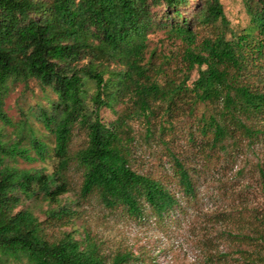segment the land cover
Wrapping results in <instances>:
<instances>
[{"label":"trees","instance_id":"1","mask_svg":"<svg viewBox=\"0 0 264 264\" xmlns=\"http://www.w3.org/2000/svg\"><path fill=\"white\" fill-rule=\"evenodd\" d=\"M195 1L192 15L184 17L180 9L188 0H0V105L9 81L33 79L49 87L54 98L37 109V117L53 135L56 157L50 172L19 168L3 159L16 154L30 157L27 148L19 145V136L9 142L0 139V264L10 258L20 264L126 262L127 252H115L106 262L87 231L79 238L64 230L49 236L45 227L76 214L68 205L48 207L42 219L28 207H17L21 199L39 194L57 201L67 189L64 170L71 158L81 167L78 199L95 193L105 207H120L132 218L151 214L161 219L178 207L177 196L161 178L130 167L126 117H143L149 133L150 117L157 111L169 121L180 103L189 104L190 111L196 101L218 103L196 120L200 142L189 131L187 138L200 153L220 148L236 133L251 137L261 131L264 90L243 75L250 58L263 53L264 0H241L249 25L240 33L231 30L230 37L214 27L216 21L226 23L221 2ZM160 5L163 19L158 22L185 43L181 54L185 71L197 67L189 88L184 84L186 73L180 81L170 77L159 83L150 67L140 62L153 22L152 8ZM193 23L211 27L212 33L196 43ZM104 72L110 75L103 77ZM185 90L191 92L190 98H176ZM117 102L125 103L127 110L117 116L119 127H111L97 110ZM0 116H4L1 107ZM73 124L84 127L86 142L70 156L67 144ZM165 125L158 123L160 132ZM31 147L43 157L46 145L35 136ZM171 159L175 183L184 197L192 195L194 179L188 167L172 153ZM257 235L263 243L264 223ZM232 237L250 236L237 231Z\"/></svg>","mask_w":264,"mask_h":264},{"label":"rangeland","instance_id":"2","mask_svg":"<svg viewBox=\"0 0 264 264\" xmlns=\"http://www.w3.org/2000/svg\"><path fill=\"white\" fill-rule=\"evenodd\" d=\"M219 1L226 23L216 21L215 29L222 30L226 37H230L231 30L236 33L245 31L249 16L242 1ZM196 3L188 0L180 9L181 16H191ZM152 10L153 22L146 32L140 62L150 67L149 73L159 83L170 77L174 82L180 81L186 73L184 84L189 88L197 76V67L194 65L185 71L181 57L184 41L167 25L158 22L163 19L161 5ZM192 29L196 32V43L212 33L207 25L193 23ZM246 68L243 79L264 90V49L262 55L250 58ZM107 75L110 74L104 72L103 77ZM88 86L91 88V83ZM190 94L185 90L176 98H190ZM51 98H54L51 89L40 86L33 79L25 83L19 80L8 82L7 93L0 105L4 114L0 116V139L9 142L19 136V145L27 148L30 157L20 154L5 156L4 162L19 168H40L44 172L54 169L53 135L37 117V109L47 107ZM180 104L171 113L169 121L159 111L150 117L149 133L141 116L126 117L124 125L129 136L130 167L161 178L178 198V207L168 216L157 219L148 214L132 218L120 207H105L95 193L85 199L76 198L81 167L73 158L64 170L67 189L59 194L57 201L43 199L39 194L21 199L17 207H28L42 219L48 207L68 205L76 214L67 222L45 227L48 235L64 230L79 238L87 231L106 262L115 252H127L129 256L123 264H264V242L257 235L264 223V120L257 135L246 137L236 133L233 138L226 137L220 148H204L200 153L187 138L189 131L194 133V140L200 142L201 137L195 129L196 120L200 113L212 112L218 103L196 101L191 111L188 110L189 104ZM125 105L117 102L109 107L101 106L97 112L106 124L119 127L117 116L127 110ZM22 122L24 125L20 131ZM168 122L172 124L169 128L165 125ZM158 123L167 128L160 132ZM32 136L46 145L43 157H38L31 147ZM85 142L84 127L73 124L67 153L74 156ZM171 153L188 167L194 179L192 195L184 197L175 183ZM237 231L250 237L245 240L232 237ZM6 264L20 263L10 258Z\"/></svg>","mask_w":264,"mask_h":264}]
</instances>
